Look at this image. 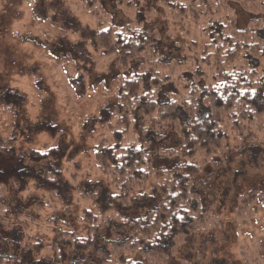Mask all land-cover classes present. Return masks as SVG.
Segmentation results:
<instances>
[{
    "label": "trees",
    "instance_id": "obj_1",
    "mask_svg": "<svg viewBox=\"0 0 264 264\" xmlns=\"http://www.w3.org/2000/svg\"><path fill=\"white\" fill-rule=\"evenodd\" d=\"M114 1L118 10L127 7L132 13L130 24H112L104 0H81L99 23L90 38L93 63L85 41L70 44L57 34L53 40L60 48L51 49L82 68H97L103 60L115 65L114 100L101 110L108 133L93 148L100 179L62 169L61 147L26 153L0 147L2 190L10 182L16 192L30 183L43 190L46 197L33 214L42 204L51 208L48 198L61 205L47 220L54 229L48 244L24 241L30 215L21 214L13 223L15 215L0 211V264H180V245L206 230L216 204L202 167L187 160L228 153L241 125L264 128V0ZM232 5L250 18L242 29ZM155 6L184 41L183 53L168 63L160 35L138 24ZM49 14L47 9L42 18L52 19ZM175 82L177 93L168 91ZM39 128H45L44 119L35 124L34 130ZM170 132L179 149L161 153L174 155L178 163L153 170L152 148ZM130 210L145 212L130 218L125 215ZM108 229L116 239L101 236Z\"/></svg>",
    "mask_w": 264,
    "mask_h": 264
},
{
    "label": "rangeland",
    "instance_id": "obj_2",
    "mask_svg": "<svg viewBox=\"0 0 264 264\" xmlns=\"http://www.w3.org/2000/svg\"><path fill=\"white\" fill-rule=\"evenodd\" d=\"M104 1L112 24L132 22L127 7L120 11L114 0ZM232 8L242 29L250 18L237 6ZM47 9L52 19L42 18ZM154 9L138 24L160 35L165 62L177 60L183 53L184 41L174 23L161 16L163 10L156 6ZM98 26V21L82 8L81 0H0V147L20 153L61 147L65 152L62 169L75 171L82 178L100 179L94 169L93 148L108 133L101 110L114 100L116 81L111 74L115 65L108 67L111 61L103 60L97 68H82V64L51 52L52 48H60L53 40L59 34L70 44L85 41L87 52H92L89 63H93L90 38ZM73 78L81 83L80 95ZM177 85L171 84L168 91L177 93ZM42 119L45 128L35 131V124ZM241 126L242 133L231 136L228 153L210 154L203 160V155H195L187 160L202 167L201 176L211 185L216 204L206 230L180 245V264H264V128ZM178 146L172 132L154 145L153 170H169L176 165L174 155L168 157L161 152L177 151ZM154 182L151 179L150 184ZM44 197L46 193L31 183L19 192L12 182L5 190L0 185V211L7 208L15 215L13 223L21 214L30 215L28 229L24 230L25 242L38 239L48 244L53 235L47 220L61 211V205L48 198L51 208L42 204L38 214L32 213ZM83 207L81 204L79 208ZM144 212L130 210L125 215L135 218ZM77 226L83 230V224ZM113 230H105L101 236L116 239ZM43 256L49 254L44 252Z\"/></svg>",
    "mask_w": 264,
    "mask_h": 264
}]
</instances>
